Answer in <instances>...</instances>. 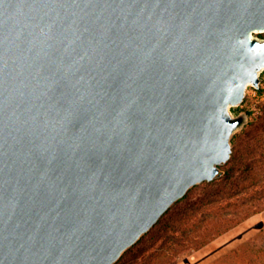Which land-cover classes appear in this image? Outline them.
<instances>
[{"label":"water","instance_id":"obj_1","mask_svg":"<svg viewBox=\"0 0 264 264\" xmlns=\"http://www.w3.org/2000/svg\"><path fill=\"white\" fill-rule=\"evenodd\" d=\"M263 33L264 0H0V264H117L223 177Z\"/></svg>","mask_w":264,"mask_h":264},{"label":"trees","instance_id":"obj_2","mask_svg":"<svg viewBox=\"0 0 264 264\" xmlns=\"http://www.w3.org/2000/svg\"><path fill=\"white\" fill-rule=\"evenodd\" d=\"M264 37V33L260 34ZM235 114L240 112V107L233 109ZM255 112L249 111L248 115L253 116ZM257 121L248 122L243 128L250 136L247 155L249 158L254 157L258 153L264 156V142L256 137L257 130H264V104L261 106L260 115L257 116ZM255 132V133H254ZM240 134H236L233 139L234 153L232 159L226 164L230 165V170H225V175L216 179L213 182H205L209 188H217L213 197L209 199L193 200V188L189 194L179 201L176 205L186 201L190 195V207L186 206L180 217L171 219V211L174 207L162 218L159 224L132 249H130L117 264H176L178 256L187 249H201L208 245L211 241L224 233L230 231L240 223L248 219L254 214L261 212L264 206L258 208H242L241 205H234L235 210L231 215H224L228 204L224 203L231 200L239 194L241 189H251L257 185L258 181L264 180V176L258 178L255 172L254 162H247L245 174L246 180L238 182L236 175V165L240 155ZM230 180L232 187L223 195L220 193V186L223 181ZM202 185V184H201ZM264 187V184H263ZM211 192H207L210 194ZM212 194V193H211ZM232 205V204H231ZM204 212L205 216L197 219L198 213ZM173 217V215H172ZM190 221V236L189 230L184 231V235H179L182 222ZM154 235V243L152 248L158 245L159 241L162 244L156 250L150 252V249H143L141 246L147 236ZM212 264H264V247L257 246L252 242H246L236 248L230 250L227 254L219 258Z\"/></svg>","mask_w":264,"mask_h":264},{"label":"rangeland","instance_id":"obj_3","mask_svg":"<svg viewBox=\"0 0 264 264\" xmlns=\"http://www.w3.org/2000/svg\"><path fill=\"white\" fill-rule=\"evenodd\" d=\"M261 36V35H260ZM262 37V36H261ZM264 38V37H263ZM264 104V73L262 74V83L261 88L257 89L253 86L249 87L247 91V97L245 102L240 106V113H247L249 111L255 112L253 116H249L248 122L257 121V116L260 115L261 106ZM255 133V132H254ZM237 134H240V157L238 163L236 165V177L239 178L238 182L244 183L243 181L246 180L245 177L246 166L247 162H254L255 164V172H257L256 176L261 178L264 176V156L262 157V153L256 154L254 157L249 158L247 155L248 146L250 143V136L247 131H243L241 129ZM256 137L264 142V130H257L255 133ZM223 170H230V165H225L222 167ZM264 180H259L257 185L253 186L251 189H241L237 197L228 200L227 209L222 212L224 215H231L234 210V205H241L242 208H258L264 206ZM232 187L231 181L226 180L221 183L220 186V193L224 196L226 192L230 190ZM218 188V187H217ZM217 188H209L207 185L202 184L196 187L192 193L193 200H206L211 199L215 193ZM207 192H211L207 194ZM232 204V205H231ZM189 205L190 207V195L189 198L176 205L174 209L171 211V219L176 218L177 216L181 220L183 217L180 215ZM173 215V217H172ZM197 219H201L205 216L204 212L198 213ZM181 231L179 235L183 236L185 230H189L188 235L190 236V221L182 222L180 226ZM154 235L147 236L144 239V243L141 246L143 249L152 248L154 243ZM246 242H252L258 247H264V209L249 217L238 226L234 227L230 231L224 233L223 235L217 237L213 241H211L208 245L204 246L201 249H187L186 251L182 252L177 259L176 264H212L217 261L219 258L227 254L230 250L240 246ZM162 244V241L158 242V245L150 249V252L157 249L159 245Z\"/></svg>","mask_w":264,"mask_h":264}]
</instances>
